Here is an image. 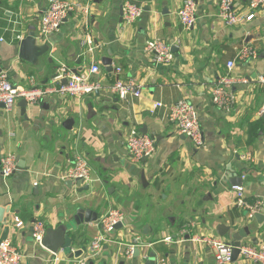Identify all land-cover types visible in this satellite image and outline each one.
<instances>
[{"label":"crops","instance_id":"0c3cea01","mask_svg":"<svg viewBox=\"0 0 264 264\" xmlns=\"http://www.w3.org/2000/svg\"><path fill=\"white\" fill-rule=\"evenodd\" d=\"M75 1L90 4L88 16L71 12L58 31L42 37L38 18L49 0H0V63L11 82L28 87L30 74L37 86L51 87L61 66L75 72L98 62L104 85L79 98L47 95L27 106L24 115L18 105L11 111L0 106V157L11 153L17 160L8 177L0 168V207L9 211L2 212L8 220L17 216L23 221L8 236L20 250L22 264H75L62 249L52 254L38 246L30 228L36 220L45 228L66 225L83 200L97 219L110 208L125 214L122 230L112 233L115 241L88 264H144L150 250L162 264H216L204 239L231 243L230 235H217L220 223L233 230L249 226L242 245L257 246L264 221L237 206L232 187L234 178L244 175L236 185L243 186L248 203L261 202L258 212L264 214V127L251 126L264 121V87L252 81L264 75V7L253 20L229 27L218 16L219 0H195V24L184 30L176 14L183 0H132L142 5L143 14L130 23L122 17L125 0ZM247 3L233 0V8ZM29 31L35 32L37 44L47 46L35 64L18 56V42ZM156 38L177 48L170 63L154 64L144 51L146 41ZM243 45L254 48L256 56L239 59ZM102 57L110 58L113 69L121 67L118 75L141 87L140 96L120 100L107 90L115 73L105 69ZM228 60L235 61L233 75L248 82L232 86L237 100L226 111L211 103L210 94ZM182 97L197 110L203 148H194L177 131L165 109H152L155 101L170 105ZM67 118L74 119L70 130L62 125ZM131 127L155 139L152 157L130 160L125 138ZM243 152H251L253 160L241 159ZM76 154L88 160L91 192L76 182L68 184L66 174ZM77 229L81 234L70 233L71 250L86 249L99 232L97 220ZM134 238L146 246L138 257L127 259L122 253ZM232 264L253 263L239 253Z\"/></svg>","mask_w":264,"mask_h":264},{"label":"built area","instance_id":"2783aa9c","mask_svg":"<svg viewBox=\"0 0 264 264\" xmlns=\"http://www.w3.org/2000/svg\"><path fill=\"white\" fill-rule=\"evenodd\" d=\"M264 7V0H248L245 8H233V0H219L218 16L229 27H236L251 21L255 14ZM90 4L83 5L75 0H49L48 5L43 9L38 18L39 36H47L58 31L64 24V21L71 12L80 11L88 16ZM122 17L125 22H134L143 14L142 5L125 0L121 6ZM197 3L195 0H183L181 6L177 9V17L184 30H190L196 21ZM2 40V38H0ZM87 43L92 42L88 37ZM144 51L152 56L154 64H168L173 60V51L171 45L161 39H150L146 41ZM239 59L245 60L256 56V50L248 45H243L237 52ZM235 66L234 60L226 62V73L217 80L211 89V103L222 110H230L236 103V96L232 92V86L237 83H246V78L234 76L232 71ZM122 71L120 66L113 69L115 77L113 82L107 86V90L117 96L120 100H126L129 96L138 97L141 94V87L135 85L131 80H125L120 75ZM101 68L98 62H92L88 67L80 71L71 72L65 66L57 70L54 77L55 85L43 87L36 85L34 75L28 74L26 80L28 87L16 85L9 79L8 72L2 68L0 63V106L6 111H11L17 104V101L24 99L27 106L37 105L47 95L56 93L60 96L82 97L84 95L95 94L104 88L100 79ZM252 81L264 87V75H259ZM165 109V115L177 131L184 135L194 148L200 149L205 145L203 131L199 122L197 110L193 103L185 97H182L174 104L166 105L161 101H155L152 109ZM128 156L131 161L139 162L150 158L156 151L155 139L137 130L135 127L129 128L125 138ZM245 161H252L251 152H243L240 155ZM1 173L4 177L10 176L17 169V160L14 154L6 153L0 157ZM66 178L76 182L81 181L82 185H92L93 179L88 160L83 154H76L69 168ZM244 178V175L241 176ZM264 182V171L260 176ZM236 193V204L240 208L248 211V216L258 212L262 206L260 201L250 204L245 199L244 188L242 185L232 187ZM125 214L117 208H110L97 219L99 232L91 239L85 249L84 254L75 258V264H88L103 249L104 245L111 244L115 240L112 233L119 222L124 223ZM13 227L20 229L23 227V221L14 216ZM45 233V226L42 220H36L33 223L32 236L35 242L39 243ZM167 237L166 240H169ZM204 241L213 249L216 264H232L233 245L225 242L218 237H206ZM131 244H128L122 253V256L129 259L133 257L134 248L143 245L138 238H134ZM82 252V253H83ZM240 255L250 260L253 264H264V227L261 232L260 240L257 246L241 245ZM117 256V255H116ZM0 264H22V254L8 237L0 242Z\"/></svg>","mask_w":264,"mask_h":264},{"label":"water","instance_id":"95a60500","mask_svg":"<svg viewBox=\"0 0 264 264\" xmlns=\"http://www.w3.org/2000/svg\"><path fill=\"white\" fill-rule=\"evenodd\" d=\"M18 56L19 58L25 60L26 62L30 64H35L38 60V58L46 53L47 46L45 45H39L36 42L35 32L29 31L25 37L21 38L18 42ZM175 46H171V50L174 52L176 51ZM101 63L105 67L107 71H112L113 68L110 65V58L108 57H102ZM77 72V71H75ZM22 111V115L25 114L27 104L25 100L22 98L17 101V104ZM261 118L264 119V112L261 115ZM74 119L73 118H67L62 122V125L64 128L70 130L73 127ZM141 179L144 182L145 177L142 174ZM72 180L68 181V184H71ZM76 183L80 185L81 181L79 179L76 180ZM241 184V178L237 177L233 180V185ZM81 190L86 192H91L93 190V187L91 185H82L80 187ZM87 200H83L82 203H86ZM82 203H79V206L76 207L75 213L72 216V220H70L66 225L58 226L57 228H45V233L43 237L41 238L40 242L36 244L40 246L41 248L45 249L46 251L55 254L60 249L64 250L66 253H68L69 258H77L79 257L83 251H85V247L83 246L80 249L71 250L72 245V236H70V233H76L81 234L80 231L77 229V225L82 223H89L97 220V212L90 208H84L82 206ZM5 209L0 207V242L4 239H6L9 236V233L15 234L14 231H18V229L13 227V222L8 220V217L4 216L2 212H4ZM8 213L9 211H5ZM254 218L260 222L264 221V214L256 212L254 214ZM124 226L123 222H119L115 226V231L121 229ZM68 230V231H67ZM33 231V227L30 228V232ZM216 233L217 235L221 237H225V235H230L231 243L233 245V253H232V261H235L239 255L240 246L242 245V239L246 238L250 233L251 229L249 226H242L241 228L237 230H233L231 225H225V224H218L216 226ZM146 245H139L134 248L133 257H138L140 255V249ZM132 257V258H133ZM146 260L144 264H162V260L156 257V253L153 250L149 251L148 256H146ZM91 264V262H90ZM175 264V263H172Z\"/></svg>","mask_w":264,"mask_h":264},{"label":"trees","instance_id":"16d2710c","mask_svg":"<svg viewBox=\"0 0 264 264\" xmlns=\"http://www.w3.org/2000/svg\"><path fill=\"white\" fill-rule=\"evenodd\" d=\"M257 125L260 127H264V121L258 120V121H255L251 124V126H255V127H257Z\"/></svg>","mask_w":264,"mask_h":264},{"label":"rangeland","instance_id":"374dc122","mask_svg":"<svg viewBox=\"0 0 264 264\" xmlns=\"http://www.w3.org/2000/svg\"><path fill=\"white\" fill-rule=\"evenodd\" d=\"M35 75H36V74H35ZM120 230H122V228H121V229H119V230H117V231H120ZM117 231H116V232H117Z\"/></svg>","mask_w":264,"mask_h":264}]
</instances>
